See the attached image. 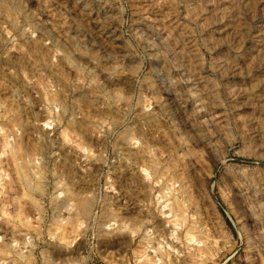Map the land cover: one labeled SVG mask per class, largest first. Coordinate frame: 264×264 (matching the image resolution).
Listing matches in <instances>:
<instances>
[{
  "label": "rangeland",
  "instance_id": "obj_1",
  "mask_svg": "<svg viewBox=\"0 0 264 264\" xmlns=\"http://www.w3.org/2000/svg\"><path fill=\"white\" fill-rule=\"evenodd\" d=\"M0 264H264V0H0Z\"/></svg>",
  "mask_w": 264,
  "mask_h": 264
},
{
  "label": "bare ground",
  "instance_id": "obj_2",
  "mask_svg": "<svg viewBox=\"0 0 264 264\" xmlns=\"http://www.w3.org/2000/svg\"><path fill=\"white\" fill-rule=\"evenodd\" d=\"M17 2V1H16ZM14 4H16V3H14ZM17 8L19 7V6H16ZM25 164V163H24ZM23 166H25V165H23ZM26 167H27V164H26ZM25 167V168H26ZM28 167H29V165H28ZM23 169V168H22ZM29 169V168H28ZM27 168H26V170H28ZM21 170V169H20ZM24 170V169H23ZM23 170H21V172H23ZM32 170V169H31ZM29 171V170H28ZM24 172H25V170H24ZM27 173V172H26ZM22 174H24V173H22ZM27 175H29L30 176V174H25V176H27ZM24 176V175H23ZM25 180V179H24Z\"/></svg>",
  "mask_w": 264,
  "mask_h": 264
}]
</instances>
